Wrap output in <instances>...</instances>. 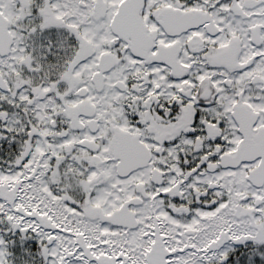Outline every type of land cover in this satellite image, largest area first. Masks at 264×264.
<instances>
[{
    "label": "snow or ice",
    "instance_id": "1",
    "mask_svg": "<svg viewBox=\"0 0 264 264\" xmlns=\"http://www.w3.org/2000/svg\"><path fill=\"white\" fill-rule=\"evenodd\" d=\"M0 264H264V0H0Z\"/></svg>",
    "mask_w": 264,
    "mask_h": 264
}]
</instances>
